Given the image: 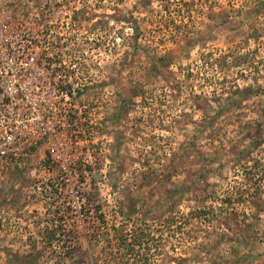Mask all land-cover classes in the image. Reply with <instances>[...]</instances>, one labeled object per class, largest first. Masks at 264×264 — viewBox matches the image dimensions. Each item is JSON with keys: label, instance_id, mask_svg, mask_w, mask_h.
Masks as SVG:
<instances>
[{"label": "rangeland", "instance_id": "374dc122", "mask_svg": "<svg viewBox=\"0 0 264 264\" xmlns=\"http://www.w3.org/2000/svg\"><path fill=\"white\" fill-rule=\"evenodd\" d=\"M5 2L0 264H264V0Z\"/></svg>", "mask_w": 264, "mask_h": 264}, {"label": "built area", "instance_id": "2783aa9c", "mask_svg": "<svg viewBox=\"0 0 264 264\" xmlns=\"http://www.w3.org/2000/svg\"><path fill=\"white\" fill-rule=\"evenodd\" d=\"M7 11L5 0H0V108L5 105L12 108H35L41 104L39 95L35 93L38 87L33 84L35 74L39 70L36 67V57L33 53H27L24 58L9 53L6 45L8 38L4 35L9 18ZM18 114L15 113V116ZM15 116H9V123L4 127V115L0 111V127H4L3 133L0 129V153L3 155L7 152L6 144L15 143L21 138L32 139L39 136V133L30 132L25 119H14Z\"/></svg>", "mask_w": 264, "mask_h": 264}]
</instances>
